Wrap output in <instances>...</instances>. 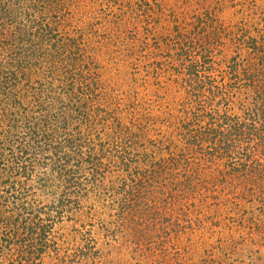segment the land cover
Segmentation results:
<instances>
[{"label":"rangeland","instance_id":"374dc122","mask_svg":"<svg viewBox=\"0 0 264 264\" xmlns=\"http://www.w3.org/2000/svg\"><path fill=\"white\" fill-rule=\"evenodd\" d=\"M0 264H264V0H0Z\"/></svg>","mask_w":264,"mask_h":264}]
</instances>
